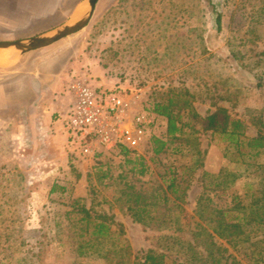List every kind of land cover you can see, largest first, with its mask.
I'll return each instance as SVG.
<instances>
[{
    "label": "rangeland",
    "instance_id": "obj_1",
    "mask_svg": "<svg viewBox=\"0 0 264 264\" xmlns=\"http://www.w3.org/2000/svg\"><path fill=\"white\" fill-rule=\"evenodd\" d=\"M28 1L34 0H0V41L32 37L63 24L75 13L71 9L67 13V9L79 0H60L53 14L41 17L30 12ZM12 4L18 20L15 30L7 22L12 17L7 8ZM87 4L83 0L79 9ZM261 5V0H99L85 28L38 52H55L63 59L89 55L103 70L94 76L107 81L101 87L127 95L133 113L150 110L154 123L144 142L131 148L150 164V173L141 177L140 184L158 199L161 174L175 166L182 188H186V225L195 219L203 172L217 174L227 163L222 143L211 131L198 133L207 154L205 166L194 172L190 170L191 155L173 153V148L155 157L151 137L166 138L167 122L152 108L170 88H190L203 95L194 101L202 116L215 109L216 101L242 119L248 134L254 135L257 126L252 117L261 111L264 118ZM8 77L0 75V82ZM68 85L65 81L66 94ZM35 123L18 106L0 105V264H108L102 258L77 256L76 243L67 237L70 227L64 213L68 199L50 193L55 181L72 187L73 197L84 198L87 206L114 214L123 223L122 238L129 243L132 258L153 247L159 223L146 227L134 221L125 199L118 198L121 179L108 186L95 178L90 182L87 173L93 171L95 157L77 156L56 141L45 143L38 133L34 137ZM100 159L110 165L114 179L125 170L118 153H105ZM251 182L242 177L230 191L245 194ZM57 222L62 224L60 231Z\"/></svg>",
    "mask_w": 264,
    "mask_h": 264
},
{
    "label": "trees",
    "instance_id": "obj_2",
    "mask_svg": "<svg viewBox=\"0 0 264 264\" xmlns=\"http://www.w3.org/2000/svg\"><path fill=\"white\" fill-rule=\"evenodd\" d=\"M261 4L264 13V0ZM221 18L218 14L219 28ZM201 96L190 88L172 87L152 108L167 122L166 138L151 137L155 157L168 154L173 148V153L191 155L190 170L194 172L205 166L207 154L198 133L211 131L222 143L227 163L217 174L203 172V189L197 197L194 221L185 224L186 188H182L175 166L170 165L161 174L157 199L140 184L141 177L151 170L143 155L126 145L109 152L98 151L93 171L87 173L89 181L95 178L98 184L108 186L120 178L118 198L125 199L134 221L146 227L159 223V234L153 247L132 258L129 243L122 238L123 223L108 211L87 206L84 198L73 197L72 187L55 181L50 193L68 199L64 213L70 227L67 237L76 243L78 257L94 256L108 264H264V118L261 111L252 117L257 132L249 135L248 125L216 101L215 109L202 116L194 105ZM111 152L122 155L125 164V170L115 179L110 165L100 159ZM81 176L79 173L78 177ZM208 177L211 178L206 182ZM242 177L254 181L248 183L246 193L230 191ZM55 227L62 230L61 222Z\"/></svg>",
    "mask_w": 264,
    "mask_h": 264
},
{
    "label": "crops",
    "instance_id": "obj_3",
    "mask_svg": "<svg viewBox=\"0 0 264 264\" xmlns=\"http://www.w3.org/2000/svg\"><path fill=\"white\" fill-rule=\"evenodd\" d=\"M59 2L60 0L28 1L32 8H27L28 3L26 8L36 16H47L53 14ZM82 2L83 0L76 2L72 8L67 9V13L71 10L76 11ZM14 6L12 4L7 8L12 16L7 19L11 30H15L16 27L13 26L18 25V20L16 21L13 15ZM43 50L46 49L34 50L20 57H16L10 50L0 51V75H10L0 82V105L6 108L18 106L20 111L28 113V119L31 122L36 121L35 129L32 126L34 137L38 133L39 138L45 143L56 141L68 147L64 118L73 102L69 92L70 82L75 76L88 77L97 86H106L107 81L94 78L103 70L89 55L83 58L73 55L63 59L54 54L55 52L38 53L45 52ZM1 57L5 60L1 61ZM65 81L69 82L68 94L63 90Z\"/></svg>",
    "mask_w": 264,
    "mask_h": 264
},
{
    "label": "built area",
    "instance_id": "obj_4",
    "mask_svg": "<svg viewBox=\"0 0 264 264\" xmlns=\"http://www.w3.org/2000/svg\"><path fill=\"white\" fill-rule=\"evenodd\" d=\"M69 92L73 102L64 121L68 147L77 156H94L119 145L137 147L154 123L149 109L133 113L127 95L96 86L88 77L75 76Z\"/></svg>",
    "mask_w": 264,
    "mask_h": 264
},
{
    "label": "water",
    "instance_id": "obj_5",
    "mask_svg": "<svg viewBox=\"0 0 264 264\" xmlns=\"http://www.w3.org/2000/svg\"><path fill=\"white\" fill-rule=\"evenodd\" d=\"M98 1L88 0L84 8H78L70 19L53 29L32 37L0 41V51L10 50L16 57H20L28 52L54 45L86 27L95 12Z\"/></svg>",
    "mask_w": 264,
    "mask_h": 264
},
{
    "label": "bare ground",
    "instance_id": "obj_6",
    "mask_svg": "<svg viewBox=\"0 0 264 264\" xmlns=\"http://www.w3.org/2000/svg\"><path fill=\"white\" fill-rule=\"evenodd\" d=\"M3 56H6V55H3ZM7 57V56H6ZM1 58H4V57H1Z\"/></svg>",
    "mask_w": 264,
    "mask_h": 264
}]
</instances>
